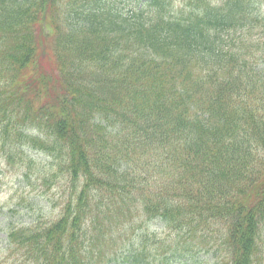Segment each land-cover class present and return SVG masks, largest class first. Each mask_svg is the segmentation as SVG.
Instances as JSON below:
<instances>
[{"label": "trees", "instance_id": "1", "mask_svg": "<svg viewBox=\"0 0 264 264\" xmlns=\"http://www.w3.org/2000/svg\"><path fill=\"white\" fill-rule=\"evenodd\" d=\"M27 149L68 193L2 264H264V0H0V158Z\"/></svg>", "mask_w": 264, "mask_h": 264}, {"label": "rangeland", "instance_id": "2", "mask_svg": "<svg viewBox=\"0 0 264 264\" xmlns=\"http://www.w3.org/2000/svg\"><path fill=\"white\" fill-rule=\"evenodd\" d=\"M123 0H118L120 3ZM40 65H46L40 60ZM30 150H25L28 153ZM24 153V156L26 154ZM32 169L38 171L48 166L50 168L51 160L43 153L30 151ZM22 163L9 165L4 159L0 158V249L3 247L1 240L5 238V233L1 231L3 223L10 221H20L23 223H31L35 217L41 215H51L58 213L60 204L68 193L65 183L61 179L52 180V182H44L42 175L37 179L36 174H32V178H25V173L30 169ZM62 182L60 187L58 184L50 187L51 184ZM67 190V191H66ZM22 200H26L23 202ZM32 203V205H28ZM152 231H164V226L160 221H152L149 223ZM193 254L199 258L204 264H216L210 256L201 250H194Z\"/></svg>", "mask_w": 264, "mask_h": 264}]
</instances>
